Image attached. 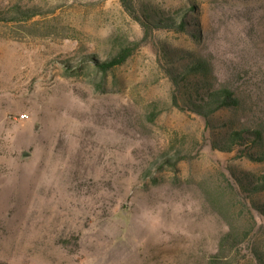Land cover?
Masks as SVG:
<instances>
[{
	"label": "rangeland",
	"instance_id": "1",
	"mask_svg": "<svg viewBox=\"0 0 264 264\" xmlns=\"http://www.w3.org/2000/svg\"><path fill=\"white\" fill-rule=\"evenodd\" d=\"M130 1L0 0L7 17L44 11L0 23V264H209L230 229L250 234L239 254L223 246L237 264L264 248V195L233 178L264 165L213 148L264 123V0ZM144 14L189 23L146 28ZM122 47L107 74L80 62ZM194 60L239 109L208 123L186 108L169 71ZM175 150L177 170L156 168Z\"/></svg>",
	"mask_w": 264,
	"mask_h": 264
},
{
	"label": "trees",
	"instance_id": "2",
	"mask_svg": "<svg viewBox=\"0 0 264 264\" xmlns=\"http://www.w3.org/2000/svg\"><path fill=\"white\" fill-rule=\"evenodd\" d=\"M128 11H133L132 2L123 0ZM44 11L40 8L23 10L17 8L14 15L7 17L0 15V23L10 21L30 20ZM186 13L181 11L179 17H185ZM178 17V18H179ZM165 17L155 18L152 15L144 14L143 22L147 28L148 25L155 26L159 29L170 31H184L189 23L186 19ZM153 22V23H152ZM191 22V21H190ZM123 46V45H121ZM133 50L128 47L120 49L103 50L101 55H85L82 56V61H92L97 71L104 74L124 65L132 56ZM79 62V63H80ZM175 65L169 71V76L176 87L183 94V101L189 110L194 114L212 122V117L223 110H236L240 108V100L235 96V93L227 87L216 88L209 78L212 73L209 66L201 61L194 60L191 63ZM67 66L72 68L69 62ZM213 148L219 151L234 153L240 151L244 157L248 158L255 164L264 165V123H256V125H247L239 130H231L227 135H219L213 141ZM244 148V149H243ZM188 154L181 150H175L161 157L156 163L158 169H176L182 161L187 160ZM234 183L242 194H247L251 197L264 195V174L256 176L249 173L233 174ZM254 208L258 211L264 220V202H254ZM264 231V224L261 226ZM250 234L241 233L230 229L220 241V246L217 253L211 256L209 264H237L233 261L234 257L225 256L223 249L224 244L231 246L232 254L249 240ZM238 256V255H236ZM253 259L256 264H264V248L255 247L252 249Z\"/></svg>",
	"mask_w": 264,
	"mask_h": 264
},
{
	"label": "built area",
	"instance_id": "3",
	"mask_svg": "<svg viewBox=\"0 0 264 264\" xmlns=\"http://www.w3.org/2000/svg\"><path fill=\"white\" fill-rule=\"evenodd\" d=\"M27 118H28L27 115L22 116V119H27Z\"/></svg>",
	"mask_w": 264,
	"mask_h": 264
}]
</instances>
